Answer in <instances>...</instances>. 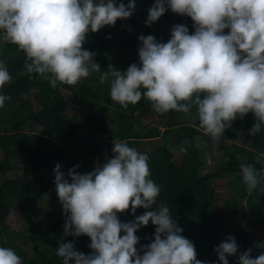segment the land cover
I'll list each match as a JSON object with an SVG mask.
<instances>
[{"label":"clouds","instance_id":"obj_1","mask_svg":"<svg viewBox=\"0 0 264 264\" xmlns=\"http://www.w3.org/2000/svg\"><path fill=\"white\" fill-rule=\"evenodd\" d=\"M135 8L136 0H0V43L24 52L28 74L46 75L52 87L73 85L101 68L93 59L96 53L82 46L88 33L114 26ZM169 9L191 17L194 31L173 24L166 42L140 34L139 63L125 70L109 65L98 77L101 84L109 82L111 100L127 108L143 97L159 113L187 114L195 107L198 128L213 143L249 112L256 118L251 136L264 131V0H154L145 24ZM11 79L0 60V89ZM7 99L0 91V108ZM112 143V155L91 171H76L79 164L67 172L60 163L53 169L65 214L63 234H86L92 249L86 254L73 240L62 239L56 247L62 264H230L229 256L239 248L235 236L215 246L218 261L198 259L194 242L182 235L169 207L157 205L161 187L151 178L149 155L127 140ZM239 169L249 192L264 191V178L254 164L241 162ZM130 206L133 214L141 206L145 211L121 220L119 213ZM150 221L154 239L138 249L137 230ZM256 247L264 250V240ZM252 252V247L240 252L238 264H264V251ZM0 264H22V257L0 245Z\"/></svg>","mask_w":264,"mask_h":264},{"label":"trees","instance_id":"obj_2","mask_svg":"<svg viewBox=\"0 0 264 264\" xmlns=\"http://www.w3.org/2000/svg\"><path fill=\"white\" fill-rule=\"evenodd\" d=\"M124 2L127 4L128 0ZM153 3L154 0H136L132 16L118 18L114 26L105 25L88 33L82 46L96 53L93 59L101 68L73 85L58 83L52 87L46 75L28 74L24 69V52L15 44L0 43V60L5 59L12 77L0 89L10 97L0 108V245L14 248L22 257V264H62L56 248L45 253L37 248L30 253L20 246V238L29 240L30 236L38 234L37 228L42 221L51 220L48 230L58 243L62 239L65 242L73 240L80 251L86 254L92 251L88 246L90 237L86 234L79 237L63 234L65 214L55 190L53 169L60 163L64 172L77 164L80 167L76 171H91L103 163L106 156L112 155L114 138L127 140L130 146L137 150L143 148L141 152L149 155L151 178L161 187L157 205L165 203L169 207L170 214L183 228L182 235L194 242L198 259L218 261L215 246L233 235L239 248L237 254L229 256V262L238 264L240 252L264 240V230H261L264 227V191L257 189L249 193L241 174L235 171L238 162L252 163L264 178V131L255 136L249 133L256 119L252 112L243 118L237 117L221 140L212 143L223 147L226 158L216 172L204 173L200 138L205 135L198 128L195 107L187 114L174 110L159 113L142 97L136 104L129 103L124 108L110 100L109 82H99L100 73L107 71L109 65L125 70L131 63H139L140 34H153L166 42L173 24L184 23L190 32L194 31L191 17L170 9L157 21L146 25L147 10ZM74 97H81L93 108L101 109V117L89 115L85 122L72 124ZM148 114L154 116V123L144 125ZM76 129H84V132L77 135ZM235 135L237 138L251 137V146L240 143ZM171 146L181 151L180 156ZM258 155L260 159L255 158ZM227 171H232L231 183L237 184L232 188L225 184L228 191L229 188L233 190L227 193L228 198L237 208L241 207L236 216L218 207L215 182L224 178ZM244 196L251 207V218H246ZM16 211L25 227L11 222ZM144 211L141 206L133 214L130 206L119 216L129 221ZM246 221L250 231L245 227ZM154 230L151 221L137 230L141 238L138 249L154 239Z\"/></svg>","mask_w":264,"mask_h":264},{"label":"rangeland","instance_id":"obj_3","mask_svg":"<svg viewBox=\"0 0 264 264\" xmlns=\"http://www.w3.org/2000/svg\"><path fill=\"white\" fill-rule=\"evenodd\" d=\"M4 64L5 59H1ZM111 100V99H110ZM72 124L74 123H81V122H85L87 120V117L89 115H97L99 117H101L102 115V110L101 109H96L93 108L89 102L84 101L81 97H74V102L72 105ZM154 116H152V114H148L145 118H144V122L143 124H149L151 125L149 122L154 123L153 121ZM157 124H160V121H156ZM162 123V121H161ZM33 128H24V130H31ZM84 129H76L75 133L77 135H81L84 131ZM36 132H39V130H37ZM236 139L245 145H248V147L251 146L253 139L249 136H244L242 138H237V136L235 135ZM200 142H201V152H202V157L204 159V165L202 168V172L204 173H209V172H216L220 167L221 164L224 162V159L226 158L225 156V151L222 148H219L217 146V144H212L213 142H211L210 138L202 136L200 138ZM148 149H150L149 146H147ZM172 148L177 156H180V150L177 147H170ZM139 151H143V148H140ZM257 158V157H255ZM239 165L241 162H238ZM262 168L264 170V163L262 164ZM237 173L240 174V169L239 166L236 168L235 170ZM229 172V173H227ZM226 172V176L218 181L215 182V186H216V196L218 198V207L220 210H222L223 212L228 209V212L231 211L232 215L236 216V214L240 211V208H237V206L233 205V203L231 202V200L228 198L227 193L233 191L231 188L232 187H236L237 184L236 183H231V179H232V171H227ZM264 174V173H263ZM222 182V183H221ZM230 186L231 188L230 191H228L227 186ZM250 193V192H249ZM242 203L246 209V218H251L250 216L252 215L251 212V207L247 202V198L246 196H244L242 198ZM237 208V210H236ZM256 218V217H255ZM247 221H249V219H246ZM247 221L245 223V227L247 230H251V227L249 226V224H247ZM11 222L16 225L18 224L19 227H25V225H23V220L20 218V213L19 211H16L15 214L12 216ZM51 220L49 222H45L42 221L37 230H38V234L33 236V237H29V240H25L23 238H20L19 241L21 242L19 245L23 246V248H26L27 250L30 251V253H34L37 248H39L42 252H50V250H54L56 247H58L59 243L52 238V233L50 230H48V226L50 224ZM261 230H264V227L261 228ZM49 236H51L52 239L49 238ZM256 245L254 244L253 246V252L251 253V255H258L259 252L255 249Z\"/></svg>","mask_w":264,"mask_h":264}]
</instances>
